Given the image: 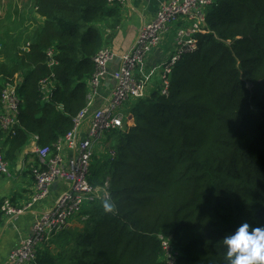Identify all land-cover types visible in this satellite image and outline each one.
I'll use <instances>...</instances> for the list:
<instances>
[{
	"label": "trees",
	"instance_id": "trees-1",
	"mask_svg": "<svg viewBox=\"0 0 264 264\" xmlns=\"http://www.w3.org/2000/svg\"><path fill=\"white\" fill-rule=\"evenodd\" d=\"M27 2L42 26L28 48L8 38L0 51V110L5 84L22 79L20 127L6 141L0 129L13 167L34 137L56 146L72 131L90 102L102 27L122 21L109 0ZM9 24L0 19V30ZM197 41L169 95L156 89L133 104V124L111 135V155L91 167L90 185L108 184L115 214L99 198L78 218L83 229L56 236L36 264H226L224 237L244 222L264 226V0H215Z\"/></svg>",
	"mask_w": 264,
	"mask_h": 264
},
{
	"label": "built area",
	"instance_id": "built-area-1",
	"mask_svg": "<svg viewBox=\"0 0 264 264\" xmlns=\"http://www.w3.org/2000/svg\"><path fill=\"white\" fill-rule=\"evenodd\" d=\"M129 0H109L111 5L121 6ZM215 0H170L162 4L155 18L144 25L131 49L121 58L119 68L112 75L115 81L114 89L106 102L97 110L91 111L92 101L100 87L102 79L109 74V65L115 61V54L104 47L94 58L96 72L90 81L92 95L88 108L81 111L74 119V127L55 146H38V138L31 141L37 145L35 154L39 165L32 170V177L36 180V196L34 201H42L51 187L62 181L69 184L70 189L65 192L54 206L41 215L31 233L9 253L8 264H36L39 252L56 236L68 230L76 219L81 217L86 207L99 198H109L105 189L90 185L88 177L95 157V147L110 137L115 131L123 130L133 123L134 118L128 105L143 99L148 85L139 77L138 70L144 69L150 57L163 45L165 36L169 35L174 27V43L168 59L159 67L154 68L155 80L158 81V92L168 96L171 89V76L176 65L182 58L198 48V35L206 28L207 10ZM29 47V46H28ZM2 50L0 44V51ZM49 67L56 64L53 51L47 53ZM22 79L5 84L2 93V107L0 110V129L3 141L16 135V128L20 127L19 115L22 106L19 89ZM48 79L41 81L42 91L49 87ZM88 119V121H87ZM88 122V133L82 134L83 124ZM66 146L74 154L65 158L59 152ZM10 165L0 146V177L10 176ZM2 211L7 219L19 216L23 211L14 209L10 201H6ZM166 251L170 247L164 243ZM171 264H174L172 259Z\"/></svg>",
	"mask_w": 264,
	"mask_h": 264
},
{
	"label": "crops",
	"instance_id": "crops-1",
	"mask_svg": "<svg viewBox=\"0 0 264 264\" xmlns=\"http://www.w3.org/2000/svg\"><path fill=\"white\" fill-rule=\"evenodd\" d=\"M169 1L170 0H129L121 7V24L115 29H111L107 27V25L102 27V32L107 42L105 47L115 54L116 59L109 65V74L106 78L102 79L100 87L97 89L96 95H94L91 111L100 108L110 97L115 86L112 75L119 68L121 58L133 46L140 29L155 18L162 4H166ZM41 24L40 20V26H42ZM173 43L174 39H172L170 34L165 36L163 44L167 46L166 50H163L162 45L161 48L150 57L144 69L138 70L139 77L148 85L143 94L144 98L141 100L149 98V96L154 93V90H156L158 84L152 89L155 81L158 83V81L154 79L157 72L154 75L153 69L161 66L168 59ZM136 103L137 102H134L133 104ZM132 105H128L127 109L130 108L131 110ZM88 125V122L83 124V137L88 133ZM104 140H109V137ZM104 146L103 141L96 145L94 160L100 159V154L104 152H102ZM36 147L37 145L31 141L29 146L23 151L19 158V160L22 158L21 170L17 171L18 160L17 165L14 166L15 175L12 173L9 176L11 177L10 179L14 178L12 183L6 180L8 176H1L3 178L0 179V199L9 200L14 209L23 211L21 215L10 219L4 216V224L0 230V264H8L7 259L9 253L23 238L31 233L38 218L49 211L56 201L70 189L69 184L59 181L50 188L47 196L42 201H34V197L37 193L36 180L31 176V169L39 164V159L35 154ZM59 152L65 158H71L74 154L72 151H69L66 146H62ZM36 160H38V163L35 165ZM24 173H26V175H24ZM75 221H78V219ZM78 224L79 225H76L78 228L74 229L83 227L80 223Z\"/></svg>",
	"mask_w": 264,
	"mask_h": 264
},
{
	"label": "rangeland",
	"instance_id": "rangeland-1",
	"mask_svg": "<svg viewBox=\"0 0 264 264\" xmlns=\"http://www.w3.org/2000/svg\"><path fill=\"white\" fill-rule=\"evenodd\" d=\"M29 2L31 3V1ZM34 11L35 10L33 9V7H30L27 0H0V15L3 14V12H5V15L4 16L2 15L0 19H5L6 22L10 21V24L8 25V29L0 30L1 45H3L6 42V39L11 38L14 41V44L19 49L28 48L34 34L36 33V31L38 30V27L40 26V20L37 17H35ZM177 28L178 26L176 25L170 33V35L172 36V39H174L175 37ZM166 47L167 46L163 44L162 48L164 51L166 50ZM5 59H6L5 55L1 54L0 60L4 61ZM16 63L17 62L15 59L11 60V64H16ZM157 84L158 83L155 81V83L152 86V89H154ZM132 124L133 123H131V125ZM131 125H129L127 128L131 127ZM110 144H111V135L109 137V140L103 139V146L106 145L102 148V152L103 151L104 152L100 154L101 155L100 159L93 161L92 167H94L97 162H104L105 157L111 155ZM13 170H14V167L10 165L8 167V171L10 174L13 173L15 175V170L14 171ZM2 178L3 177H0V179ZM10 178L11 177H7L6 180L11 181L12 183V181H14V178L13 179H10ZM76 225H79L78 221H73L69 230H72V231L78 230V229H74V228H78ZM80 229H83V228L81 227ZM53 250L57 252V249L55 248V246H53Z\"/></svg>",
	"mask_w": 264,
	"mask_h": 264
},
{
	"label": "clouds",
	"instance_id": "clouds-1",
	"mask_svg": "<svg viewBox=\"0 0 264 264\" xmlns=\"http://www.w3.org/2000/svg\"><path fill=\"white\" fill-rule=\"evenodd\" d=\"M105 214H115L116 205L110 198L102 201ZM226 264H264V226L242 223L234 233L223 239Z\"/></svg>",
	"mask_w": 264,
	"mask_h": 264
},
{
	"label": "water",
	"instance_id": "water-1",
	"mask_svg": "<svg viewBox=\"0 0 264 264\" xmlns=\"http://www.w3.org/2000/svg\"><path fill=\"white\" fill-rule=\"evenodd\" d=\"M22 168V158L19 160L18 165H17V171H20Z\"/></svg>",
	"mask_w": 264,
	"mask_h": 264
}]
</instances>
